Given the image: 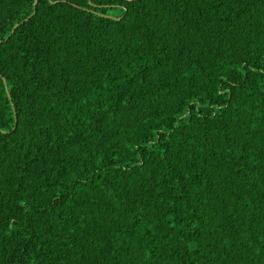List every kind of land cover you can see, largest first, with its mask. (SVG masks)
<instances>
[{
	"label": "trees",
	"instance_id": "16d2710c",
	"mask_svg": "<svg viewBox=\"0 0 264 264\" xmlns=\"http://www.w3.org/2000/svg\"><path fill=\"white\" fill-rule=\"evenodd\" d=\"M0 264H264V0H0Z\"/></svg>",
	"mask_w": 264,
	"mask_h": 264
}]
</instances>
